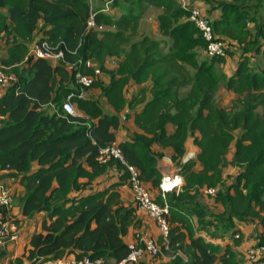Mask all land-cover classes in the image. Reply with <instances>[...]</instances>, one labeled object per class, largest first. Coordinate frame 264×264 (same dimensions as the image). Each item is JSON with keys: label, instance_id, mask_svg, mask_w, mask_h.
<instances>
[{"label": "trees", "instance_id": "trees-1", "mask_svg": "<svg viewBox=\"0 0 264 264\" xmlns=\"http://www.w3.org/2000/svg\"><path fill=\"white\" fill-rule=\"evenodd\" d=\"M94 1L0 0V41L7 49L0 64L15 75L0 96V185L14 183L13 205L17 200L21 207L19 216L0 205V220L11 211L10 220L20 226L23 218L44 213L41 227L30 232L18 254L11 235L0 233V264H40L65 256L120 264L131 243L140 245L143 237L136 231L133 241L127 239L131 227L142 223L136 199L126 203L119 189L130 185L128 164L170 208L168 241L160 234L156 256L170 253V264H242L245 259L237 255L248 256L251 247L238 250L243 236L236 237V222L257 219L264 229V64L241 58L226 78L216 69L224 56L205 53L207 40L190 18L191 8L179 0H112L109 11L102 8L106 0ZM142 1L163 8L157 15L163 37L139 31ZM249 1L223 3L213 28L226 40L228 55L232 42L264 60L259 17L264 0L248 6ZM92 16L95 24L89 25ZM40 34L37 41L46 39L63 57L34 54L30 46ZM80 70L93 82L85 97L73 95L78 113L72 114L63 103L80 91ZM225 78L237 94L230 106L217 103ZM132 81L140 87L128 98ZM139 102L143 106L137 108ZM128 105L134 112L123 115L133 116L142 131L118 140ZM190 136L200 148L198 160L181 163ZM111 144L118 145L123 160H102L101 149ZM155 145L174 148L171 158L184 175L180 188L165 191L166 197L158 167L165 154L154 151ZM237 166L238 174L229 176ZM112 169L116 180L99 184ZM204 187L216 188L220 211L196 202ZM260 242L264 245V236Z\"/></svg>", "mask_w": 264, "mask_h": 264}, {"label": "built area", "instance_id": "built-area-1", "mask_svg": "<svg viewBox=\"0 0 264 264\" xmlns=\"http://www.w3.org/2000/svg\"><path fill=\"white\" fill-rule=\"evenodd\" d=\"M93 0H91L92 2ZM112 0H106L103 3V10H108L111 7ZM190 18L195 22V24L201 30L203 36L207 40L206 52L209 56L227 55V42L226 40L219 38L215 33L213 28L212 20L205 15L200 8V6L194 7L191 9ZM94 17L92 16L89 20V25H94ZM32 52L37 56L47 57L51 59H58L63 57L62 52H54L51 48L50 43L45 39L41 42L36 41L33 45ZM96 72H100V69L96 68ZM15 78V75L7 72L4 67L0 64V89H4L7 84ZM76 81L80 85V91L78 93H71L67 96L66 100L63 103L64 108L72 113L77 114L76 104L73 100V95H78L81 97H85L88 94L87 87L91 85L93 82V77L90 74L83 73L81 70L76 73ZM112 157L124 159L121 149L117 144H111L101 149V158L103 161H107ZM129 169V180L130 186L135 192V199L138 203L139 208H142L150 214L159 230L160 233L164 236L165 241H168V237L170 234V221L168 219V215L170 214V208L168 203H161L157 201L153 194L150 192L146 183L139 176V169L135 165L128 164ZM183 183L182 174L176 175V180L172 184H164L162 182L161 186L163 188V196H165V191L172 190L173 188H180ZM168 185H174L172 189H168ZM204 191L206 193L214 194L216 192L215 187H205ZM13 194L12 192L4 185H0V205L7 206L10 210L13 205ZM13 213V211H12ZM10 211V215H12ZM9 215V216H10ZM6 216L4 219L0 220V233L10 234L13 242H17L21 236V232L15 229L14 224L10 220L11 217ZM236 237H239V233L235 234ZM140 245H137L135 242L131 243V251L127 258L122 260L120 264H141L142 257L150 252L153 255H156L160 249L161 245L156 241L155 237H142L140 239ZM168 247V243H166ZM264 255V245L259 244L258 246H253L248 250V258L252 262V264H264V260L262 259ZM40 264H93L90 258H82L78 259L75 256H65L59 257L54 260L44 261Z\"/></svg>", "mask_w": 264, "mask_h": 264}, {"label": "rangeland", "instance_id": "rangeland-1", "mask_svg": "<svg viewBox=\"0 0 264 264\" xmlns=\"http://www.w3.org/2000/svg\"><path fill=\"white\" fill-rule=\"evenodd\" d=\"M179 2L184 7H190L191 9L194 8V7L200 6V8L202 9L203 13L205 15H207L209 19L213 20L216 17V15L221 14V12H222L221 5L223 3L231 2V3L238 4L239 0H179ZM247 3H248L247 4L248 6L255 5L256 0H250ZM93 4L94 5L96 4V2L94 0H93ZM141 4L145 8V10H144L145 12H144V14H143V16H142V18L140 20L139 31L147 32V33H149L153 37H163L162 33L159 32V30H158V22H157V15L160 12H162L163 8L161 6H159V5H156L154 3H150L148 1H142ZM129 5H131V3H129ZM136 9H137V11H139V7L137 5H136ZM262 9H264V8H262ZM261 12L262 13H260V12L257 13V14L260 13V15H259L260 21L264 19V12H263V10ZM116 13H119V12H116ZM252 13L254 14L255 11H253ZM35 42L36 41H34L31 44V46H30L31 47V51L33 49V45L35 44ZM260 42L262 44H264V38H261L260 39ZM230 43H231V44H229L230 50H231L230 52H232V53L230 55H228V53H227V55L224 56V58H225L224 61L217 62L216 63V69L219 70V71L224 72L226 74V78H227V76L229 75V73L231 71L233 72V70H235V67H236V65L238 64V62H239V60L241 58H245V57L248 58L249 64H251L253 66L257 62L258 63H261V64H264V60L261 59V57H262L261 55H253L252 53H245L244 50L242 49V47L240 45H238L236 43L235 44H232V42H230ZM0 44H1L0 50L6 49V47L4 46V40L0 41ZM205 53H206V49H205ZM204 54L201 53V56L203 57ZM1 55H2V53H1ZM205 55H207V54H205ZM115 61H116L115 59L110 61L112 63L111 64L112 66L115 64ZM95 68H97V69H100L101 68L100 65H99V63L95 65ZM226 78L223 79V81H222V84H221V87H220V90H219V94L217 96V103H219L221 105L223 104L225 106H230L231 103L234 102V99H236L237 94L233 90L228 89L226 87V85H225ZM132 87H135V90L138 89V86H132ZM132 87H130V93L132 92V90H131ZM85 90L88 91V93L90 92L89 89L88 90L85 89ZM189 138L192 141V143H194V144H196V146H198L197 143H195V140H194L193 137L190 136ZM196 151H197V148H195V152ZM195 152L192 153L191 151H186V153H185V155H184L183 160L181 161V163H184L185 160H187V159H189L191 157H192V159H197L198 152H196V153ZM233 154H234V150L231 152V154H229V156H228L229 159L232 158V155ZM164 160L165 159H162V161H164ZM168 163L170 164L169 160H168ZM172 163H173L174 167H179V168L181 167V166H177L175 164V161H173V160H172ZM195 167H196V165H195ZM239 169L240 168L237 166V167L233 168L232 170H228L229 176H232V177L233 176H236L238 174V172H239ZM182 176H184V175H182ZM227 180H229V179H227ZM183 182H184V177H183ZM5 186L10 191H13V189H14V183L11 180L7 181L5 183ZM204 188L201 189V191H203V192H200V194L197 196L196 202L198 204L204 206L207 209H212V210H215V211H220L221 208H222V206H221L220 201H218L216 199V192L214 194L206 193V192H204ZM177 189H179V188H177ZM149 190H150V192L153 195H155V192L157 191L156 189H153L152 190L151 188ZM32 220H33V218H31L29 220L30 221L29 223H25V222H27V221H25V222H23V225H20V226H18V224L15 223L16 225H14V227H15V229H17L18 231L21 232L24 229V227L26 226V224H27L28 227L31 225ZM197 220H198V217H197ZM197 220H196V222H197ZM248 222H251L250 224H251L254 232H251L250 234L245 235L244 238H240V240L243 239L244 241H246L245 238L248 239L249 237H254L253 238L254 243H251L250 244L251 246L248 247V248H250L252 246H255V245L261 243L260 241L262 240V238L264 236V229L260 226L259 221L257 219L256 220H253V221L250 220ZM197 227H200V224L198 222H197ZM212 229H215V228L212 227ZM261 230H263V231H261ZM205 233H206V236L208 237L209 235L207 234L206 231H205ZM246 242L247 243H250L252 241H246ZM147 253H149L150 255L153 256L152 253H150V252H147ZM156 255H154V258L160 260L158 262V264H165V260H163L164 258H162L163 255L168 256L169 258H171V254L170 253H165L164 252V254H160L161 256H159V257L156 256ZM242 264H245V262L242 263Z\"/></svg>", "mask_w": 264, "mask_h": 264}, {"label": "crops", "instance_id": "crops-1", "mask_svg": "<svg viewBox=\"0 0 264 264\" xmlns=\"http://www.w3.org/2000/svg\"><path fill=\"white\" fill-rule=\"evenodd\" d=\"M102 6H103V4H102ZM116 9H112V10L116 11ZM109 10H111V7L108 10H106V11H109ZM219 15H216V17H218ZM40 37H41V34L37 36L35 41H37ZM157 38H159V37H157ZM1 53L3 54V56H7V49L0 50V54ZM201 53H203V52H201ZM201 53H200V55H201ZM204 56H205V54H204ZM91 63L94 66L96 64H98L97 61H92ZM233 71H235V70H233ZM232 73L233 72L231 71L229 73V75L232 74ZM132 86H138V89L135 90V87H132ZM130 87H132V89H131L132 92L131 93H130ZM139 87H140V84L136 85V83H134L132 81L131 85L129 86L128 91H126V95L128 96V98H132V96L134 94L138 93ZM97 91H99V90H97ZM3 92L4 91L2 89H0V96L3 94ZM136 106H137V108L142 107L143 106V102L142 103L141 102L137 103ZM106 107L109 110H112L111 107L108 104H106ZM128 111L130 113L134 112L133 109H131L129 105L126 106L124 108V110L121 112L123 121H122V126L117 130V139L118 140L133 137L135 135V133L142 131L136 125L133 116H128L126 118L125 115H123L125 112H128ZM80 114L83 115V112L81 111ZM171 129H173V127ZM186 148L188 149L187 151H191L192 153L195 152V148H197L196 152H199V150H200V148L198 146H196V144L192 143L190 138H188V140L186 142ZM153 149L156 152H162L163 151V153L165 154L164 157L162 158V159H165V160L162 161V159H160L159 163H158V167H159V165H161L162 167H171L173 169L174 168L179 169V167H174V165L172 163V158L171 157H172V155L174 153V148L173 147H171V146L162 147L161 145H155L153 147ZM167 159L169 160L170 164L168 163ZM197 162L198 163L196 164L195 168L197 170H199L202 167V165L199 163V161H197ZM116 178H117L116 170L112 169L110 174L108 176L104 177L103 179H101L99 184L108 183L111 180H116ZM119 189H120V191L122 193V197H123V199H124V201L126 203H136L135 202V192L133 191L132 187L129 184L121 185L119 187ZM12 207H13L14 214L20 216V212H21L20 203L16 200V202L14 203V205H12ZM42 215H44V213L38 214L37 216L33 217L32 223L29 226L30 228L26 224L24 229L21 231V236H20L19 240L17 242H13L11 244L12 250H13V252L15 254H18V253H20L23 250V248H24V246H25V244L27 242V238L29 237L30 232L35 230L36 228H40L41 227V221L39 220V218H41ZM138 215H139V217L142 218L141 226L138 229L135 226L131 227L129 234L127 235L128 241H133L134 240V233L136 231H137V234L143 233V237L151 236V237H155L157 239L160 236L161 233H160V230H159L154 218L150 214H148V212L146 210H144L142 208H138ZM197 217L198 216H196V215L193 216V221L194 222H196ZM30 219L29 218H23V220L21 222V225H23V222H25V221H27L25 223H29ZM197 222H198V220H197ZM197 222H196V227H197ZM250 223L251 222L237 221L235 226L233 227V229L234 228H238L239 229L238 231L240 232V236L242 235L243 238H244L245 235H248L251 232H254V230H253V228H252ZM138 230H140V231H138ZM261 231H263V230H261ZM253 238L254 237H249L248 239L245 238L246 241H252V242L247 243L246 241L243 240L242 244L237 246L239 248L238 250H240V251L241 250H245L246 248L251 246L250 244L254 243ZM218 241L221 244H223V245H224V243H226L225 241L222 242L220 239H218ZM237 256L239 258L243 259V260L245 259V261H244L245 264H248V262H249L248 261V256H246V257L244 256L243 257V256H241L240 253ZM142 258H143L142 259L143 260L142 264H158V262L160 261L159 259H155L154 256L150 255L149 253L145 254L144 257H142ZM162 258H164L163 260H165V264H170L171 258H169L168 256H165V255H163ZM244 262H242V263H244Z\"/></svg>", "mask_w": 264, "mask_h": 264}, {"label": "water", "instance_id": "water-1", "mask_svg": "<svg viewBox=\"0 0 264 264\" xmlns=\"http://www.w3.org/2000/svg\"><path fill=\"white\" fill-rule=\"evenodd\" d=\"M159 170L162 172V182L164 184H172L176 180V175L181 174V168L162 167L159 165Z\"/></svg>", "mask_w": 264, "mask_h": 264}, {"label": "bare ground", "instance_id": "bare-ground-1", "mask_svg": "<svg viewBox=\"0 0 264 264\" xmlns=\"http://www.w3.org/2000/svg\"><path fill=\"white\" fill-rule=\"evenodd\" d=\"M174 185H168L167 187H168V189H172V187H173ZM173 189H175V188H173ZM172 189V190H173Z\"/></svg>", "mask_w": 264, "mask_h": 264}, {"label": "clouds", "instance_id": "clouds-1", "mask_svg": "<svg viewBox=\"0 0 264 264\" xmlns=\"http://www.w3.org/2000/svg\"><path fill=\"white\" fill-rule=\"evenodd\" d=\"M182 174V173H181ZM205 192V191H204Z\"/></svg>", "mask_w": 264, "mask_h": 264}]
</instances>
